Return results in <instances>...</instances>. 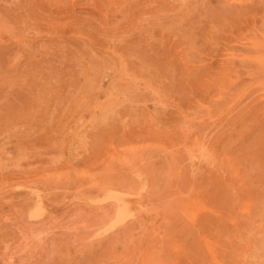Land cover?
<instances>
[{"label": "rangeland", "instance_id": "rangeland-1", "mask_svg": "<svg viewBox=\"0 0 264 264\" xmlns=\"http://www.w3.org/2000/svg\"><path fill=\"white\" fill-rule=\"evenodd\" d=\"M0 264H264V0H0Z\"/></svg>", "mask_w": 264, "mask_h": 264}, {"label": "bare ground", "instance_id": "bare-ground-1", "mask_svg": "<svg viewBox=\"0 0 264 264\" xmlns=\"http://www.w3.org/2000/svg\"><path fill=\"white\" fill-rule=\"evenodd\" d=\"M52 2H53V1H52ZM61 2H62V1H61ZM63 2L65 3V0H63ZM52 4H53V3H52ZM75 14H76V13H75ZM76 15H77V14H76ZM83 44H84V43H83ZM8 140H9V139H8ZM8 154H9V153H8ZM200 157H201V156H200ZM200 157H199V159H201ZM193 158H195V159L197 160L196 157H193ZM202 158H203V156H202ZM190 159H192V158H190ZM203 160H204V159H203ZM33 191H34V190H33ZM31 193H32V192H31ZM31 193H30V194H31ZM34 193H35V191H34ZM111 194H112V193H111ZM109 195H110V194H109ZM126 195H128V194H126ZM130 195H131V194H130ZM34 196H35V195H34ZM106 196H108V195H106ZM106 196L104 197V199H106ZM112 197H113V195H112ZM129 197H130V196H129ZM132 197H133V196H132ZM39 198H40V197H39ZM116 198H117V197H116ZM124 199H126V197H125ZM38 200H39V199H38ZM106 200H111V198H110V199H106ZM112 200H113V198H112ZM114 201H115V200H114ZM121 201H122V200H121ZM126 202H127V201H126ZM128 202H129V201H128ZM40 203H41V200H40ZM117 203H118V202H117V200H116V204H117ZM119 203H121V202H119ZM129 203H130V202H129ZM35 204H36V203H35ZM38 205H41V204L38 203ZM194 205H196V204H194ZM41 206H42V205H41ZM117 206H118V204H117ZM117 206H116V207H117ZM124 206H125V204H124ZM127 206H128V205H127ZM197 206L200 207L199 204H197ZM247 207H248V206H247ZM127 208H128V207H127ZM183 208H184V207H183ZM185 208H186V207H185ZM200 208H201V207H200ZM116 209H117V208H116ZM122 209H123V207H122ZM129 209H130V208H129ZM188 210H189V209H188ZM209 210H210V209H209ZM45 211H46V210H45ZM193 211H195V210H193ZM34 212H35V211H34ZM183 212L185 213V211H183ZM188 213H190V211H188L187 213H185L186 216H187ZM127 214H128V211H127ZM191 214H192V213H190L189 215H190V216H193V215H191ZM28 215H29V214H28ZM30 215H31L30 217L32 218L33 216H32L31 213H30ZM35 216H36V213H35ZM27 217H28V216H27ZM30 217H29V218H30ZM190 219H191V217H190ZM179 248H180V247H179ZM180 250H181V249H180ZM184 253H185V252H184Z\"/></svg>", "mask_w": 264, "mask_h": 264}]
</instances>
